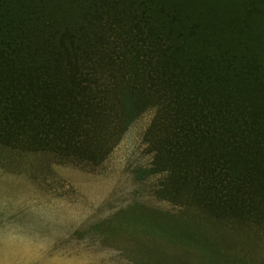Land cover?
I'll use <instances>...</instances> for the list:
<instances>
[{"label":"trees","instance_id":"1","mask_svg":"<svg viewBox=\"0 0 264 264\" xmlns=\"http://www.w3.org/2000/svg\"><path fill=\"white\" fill-rule=\"evenodd\" d=\"M150 109L192 205L264 228V0H0V147L96 166Z\"/></svg>","mask_w":264,"mask_h":264},{"label":"rangeland","instance_id":"2","mask_svg":"<svg viewBox=\"0 0 264 264\" xmlns=\"http://www.w3.org/2000/svg\"><path fill=\"white\" fill-rule=\"evenodd\" d=\"M154 115L96 166L0 147V264H264V228L210 220L154 164Z\"/></svg>","mask_w":264,"mask_h":264}]
</instances>
